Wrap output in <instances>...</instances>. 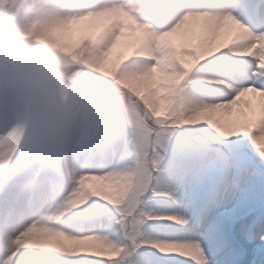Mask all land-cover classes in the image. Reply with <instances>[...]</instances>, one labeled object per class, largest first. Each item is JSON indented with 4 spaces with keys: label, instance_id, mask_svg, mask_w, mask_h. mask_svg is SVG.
<instances>
[{
    "label": "snow or ice",
    "instance_id": "6c2138e0",
    "mask_svg": "<svg viewBox=\"0 0 264 264\" xmlns=\"http://www.w3.org/2000/svg\"><path fill=\"white\" fill-rule=\"evenodd\" d=\"M63 8L65 15L30 21L23 34L46 44L54 33L68 35L76 50L90 44V60L116 66L117 82L131 81L126 88L150 91L161 114L137 121L138 139L121 104L94 136L64 138L61 158L51 162L48 207L63 215L44 225L36 220L44 207L0 209V264H264L257 261L264 161L253 147L264 138V0H64ZM226 16L243 38L232 24L216 23ZM141 17L159 26L149 29ZM81 19L89 20L87 39L66 23ZM184 104L199 106V122L176 115ZM233 110L227 121L215 118ZM43 138L39 113L0 87V188ZM136 165L141 179L128 184ZM74 177L88 196L65 211L58 193ZM85 242L91 246L77 247ZM183 249L190 252L178 254Z\"/></svg>",
    "mask_w": 264,
    "mask_h": 264
},
{
    "label": "clouds",
    "instance_id": "9594fccd",
    "mask_svg": "<svg viewBox=\"0 0 264 264\" xmlns=\"http://www.w3.org/2000/svg\"><path fill=\"white\" fill-rule=\"evenodd\" d=\"M63 4L64 0H0V87L15 89L22 101L30 103L39 113L44 130V138L35 155L9 184L0 188V209H6L9 204L25 212L37 206L44 207L36 216V220L44 225L52 222L50 217L53 214L63 215L62 211L57 212L56 209L49 212L48 207L50 194L55 188L51 162L61 158L58 145L64 138L79 141L85 134L94 136L105 126L109 109L115 111L121 104L127 106L122 118L129 126L136 128L138 139L141 129L137 121L148 114L153 118L161 114L150 91L126 88L131 81L126 79L125 83L119 84L116 66L90 60L86 55L94 52L90 44L76 50L74 39L68 35L54 33L51 43L46 44L35 36L23 34L24 25L43 18L45 12L51 13L47 18L65 15ZM141 19L149 29L153 25L159 26L158 21ZM66 23L72 29H79L81 39L88 38V19L69 20ZM216 23L232 24L234 34L243 38L245 30L230 16ZM181 114L190 122L197 123L201 112L197 104H184L176 109V115ZM136 147L138 159L143 161L144 147L139 142ZM253 147L264 161V138H258ZM140 179V166L136 165L125 182L135 185ZM87 196V187L74 177L72 183L65 185L58 193L56 203L66 211L82 203ZM59 226L67 227V224L60 220ZM38 239L46 240L48 235L39 236ZM90 246V242L77 245L84 248ZM97 250L106 251L102 248ZM165 250L177 251L175 248ZM189 252V249H183L178 254Z\"/></svg>",
    "mask_w": 264,
    "mask_h": 264
},
{
    "label": "rangeland",
    "instance_id": "374dc122",
    "mask_svg": "<svg viewBox=\"0 0 264 264\" xmlns=\"http://www.w3.org/2000/svg\"><path fill=\"white\" fill-rule=\"evenodd\" d=\"M235 116V111L233 110L232 112H224V113H218L216 114L215 118H218L223 121H227ZM264 259V253H259L257 255V261Z\"/></svg>",
    "mask_w": 264,
    "mask_h": 264
}]
</instances>
